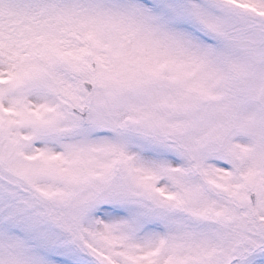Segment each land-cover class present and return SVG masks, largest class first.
<instances>
[{
    "label": "snow or ice",
    "instance_id": "6c2138e0",
    "mask_svg": "<svg viewBox=\"0 0 264 264\" xmlns=\"http://www.w3.org/2000/svg\"><path fill=\"white\" fill-rule=\"evenodd\" d=\"M0 264H264V0H0Z\"/></svg>",
    "mask_w": 264,
    "mask_h": 264
}]
</instances>
